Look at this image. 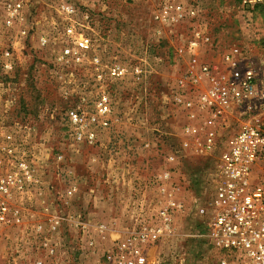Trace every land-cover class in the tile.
Instances as JSON below:
<instances>
[{"label": "rangeland", "instance_id": "obj_1", "mask_svg": "<svg viewBox=\"0 0 264 264\" xmlns=\"http://www.w3.org/2000/svg\"><path fill=\"white\" fill-rule=\"evenodd\" d=\"M162 1L15 0L20 7L9 24L10 1L0 0V174L23 158L39 178L12 199L23 223L0 226V264H36L42 248L29 228L52 208L85 222L95 241L87 248L88 235L64 222L57 237L60 254H69L65 264H82L85 251L98 255V264L106 240L96 225L105 224L111 237L129 227L164 170L185 210L175 235L150 248L149 264H216L205 233L223 146L207 152L203 129L184 132L188 111L176 96L187 92L181 82L199 31L207 29L215 43L198 54L218 62L233 42L264 35V16L248 14L240 0H183L198 4L199 15L163 25L154 18ZM72 23L91 40L80 61L59 59ZM115 64L126 74L112 77ZM104 89L112 100L109 124L94 143L75 140L68 110L93 113Z\"/></svg>", "mask_w": 264, "mask_h": 264}, {"label": "built area", "instance_id": "obj_2", "mask_svg": "<svg viewBox=\"0 0 264 264\" xmlns=\"http://www.w3.org/2000/svg\"><path fill=\"white\" fill-rule=\"evenodd\" d=\"M9 1L10 24L20 3ZM240 2L248 14L264 10V0ZM199 7L183 0H163L154 18L169 25L183 17H196ZM66 10L74 12L71 6ZM66 35L70 43L59 59L80 61L82 52L91 47L90 38L73 23L66 28ZM196 38L189 44V61L184 72L187 77L181 82L187 92L183 89L176 100L188 111L190 122L185 124L184 132L203 129L202 146L207 152L214 151L219 144L223 146L205 235L216 264H264V35L258 38L254 35L247 42H233L218 62L207 61L197 52L201 45H214L208 30L199 31ZM93 61L100 63L98 57ZM5 66L9 68L11 64L6 62ZM136 71H140L138 67ZM108 72L112 77H120L126 74V68L115 64ZM111 112L112 100L105 89L95 101L93 113L72 107L67 117L73 138L96 142L99 128L109 124ZM194 120L199 124L194 125ZM35 174L23 158L0 174V226L13 221L23 223V215L13 207L12 199L18 192L27 193L39 182ZM172 182L170 170L157 174L151 180L153 195L139 202L131 225L117 236L111 237L105 224L96 225L101 238L106 240L98 264H149L150 248L175 235L177 217L185 210L183 201L175 196ZM71 192L72 189L67 190V194ZM64 222H73L79 232L88 235L89 226L85 222L67 218L53 208L47 209L29 228L28 235L39 238V248L52 259L51 264H59L57 234ZM85 239L87 248L95 247L93 237L88 235ZM36 264H44V260L37 259Z\"/></svg>", "mask_w": 264, "mask_h": 264}, {"label": "crops", "instance_id": "obj_3", "mask_svg": "<svg viewBox=\"0 0 264 264\" xmlns=\"http://www.w3.org/2000/svg\"><path fill=\"white\" fill-rule=\"evenodd\" d=\"M105 243L102 245V247L105 245ZM42 250H41V252H38L36 254V257L34 259H43L44 260V264H51V260L52 259L48 257V255L46 254V252L44 250L43 251ZM11 253L12 252H10V254ZM80 255L78 256V260L77 261L82 263V264L83 263L84 264H94L97 261L96 258L98 259V255H95V254L94 255H89V254H86V251H85V255H83V254H80ZM68 257H69L68 253L65 252L64 255H61L60 251H59L58 263L59 264H65L66 258H68Z\"/></svg>", "mask_w": 264, "mask_h": 264}, {"label": "trees", "instance_id": "obj_4", "mask_svg": "<svg viewBox=\"0 0 264 264\" xmlns=\"http://www.w3.org/2000/svg\"><path fill=\"white\" fill-rule=\"evenodd\" d=\"M260 11H261L262 15L264 16V10H263V9H261Z\"/></svg>", "mask_w": 264, "mask_h": 264}]
</instances>
